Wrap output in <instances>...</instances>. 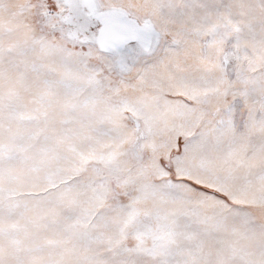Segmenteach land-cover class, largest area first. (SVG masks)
Listing matches in <instances>:
<instances>
[{
	"label": "snow or ice",
	"instance_id": "snow-or-ice-1",
	"mask_svg": "<svg viewBox=\"0 0 264 264\" xmlns=\"http://www.w3.org/2000/svg\"><path fill=\"white\" fill-rule=\"evenodd\" d=\"M0 264H264V0H0Z\"/></svg>",
	"mask_w": 264,
	"mask_h": 264
}]
</instances>
